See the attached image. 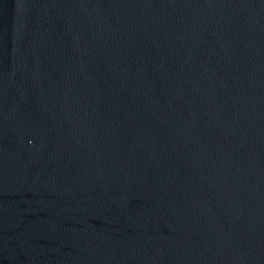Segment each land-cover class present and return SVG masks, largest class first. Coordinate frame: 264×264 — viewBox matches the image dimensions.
Wrapping results in <instances>:
<instances>
[{"label": "water", "instance_id": "1", "mask_svg": "<svg viewBox=\"0 0 264 264\" xmlns=\"http://www.w3.org/2000/svg\"><path fill=\"white\" fill-rule=\"evenodd\" d=\"M0 264H264V0H0Z\"/></svg>", "mask_w": 264, "mask_h": 264}]
</instances>
